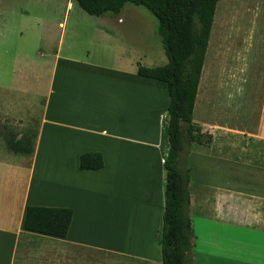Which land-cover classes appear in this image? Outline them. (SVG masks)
<instances>
[{"label": "crops", "instance_id": "1", "mask_svg": "<svg viewBox=\"0 0 264 264\" xmlns=\"http://www.w3.org/2000/svg\"><path fill=\"white\" fill-rule=\"evenodd\" d=\"M121 11L89 25L84 54L61 52L78 25L64 17L43 86H0L20 92L0 110V264H162L169 99L137 66L167 59L142 16ZM37 101L33 154L10 152ZM192 122L211 137L187 157L194 264H264V0L216 3ZM86 152L103 167L79 170ZM30 206L71 209L65 237L25 231Z\"/></svg>", "mask_w": 264, "mask_h": 264}, {"label": "trees", "instance_id": "2", "mask_svg": "<svg viewBox=\"0 0 264 264\" xmlns=\"http://www.w3.org/2000/svg\"><path fill=\"white\" fill-rule=\"evenodd\" d=\"M86 14L101 17L117 15L127 4L141 6L157 19L167 64L147 68L137 66L141 77L161 81L166 86L165 114L168 150L164 159V211L160 237L162 264H194L195 235L189 216V169L187 157L192 143L208 145L210 135L192 122V111L201 75L215 5L219 0H72ZM7 149L27 156L33 154V139L8 138ZM103 167L100 153L80 155L79 170ZM72 217L68 208L27 207L25 231L63 238Z\"/></svg>", "mask_w": 264, "mask_h": 264}, {"label": "rangeland", "instance_id": "3", "mask_svg": "<svg viewBox=\"0 0 264 264\" xmlns=\"http://www.w3.org/2000/svg\"><path fill=\"white\" fill-rule=\"evenodd\" d=\"M66 1L0 0V86L15 83L20 92H24L22 88L26 85L30 88L35 86L36 89L43 86L46 72L44 63L49 62L46 55L48 36L59 33V28L55 23L63 20L64 17L69 19V27L71 21L75 20H78V25L75 26V35H63L61 52L64 53L66 47H71L80 54L91 52L92 37L90 30L92 27L89 25L97 21L98 17L86 14L74 2H72L73 7L64 12ZM123 9L121 13L133 10L138 12L142 16L148 36L153 38L150 35L152 34L154 37H158V22L151 12L144 7L131 4L125 5ZM157 39L160 41L159 37ZM57 40L58 38H56L54 46L49 45L54 50L57 48ZM164 59L166 62L165 55ZM155 64L159 65V63ZM20 92H12L10 88L4 89V91L0 90V110L4 101L15 100ZM25 92L28 93L26 90ZM30 93L32 94L33 91L31 90ZM31 94L29 97H32ZM40 106L41 102L38 104L37 101L36 108L34 111H30L28 115V124L25 129L20 130V133L22 132L21 139L26 140L29 144L32 142L35 133ZM11 136L14 135L9 132L6 139L11 138Z\"/></svg>", "mask_w": 264, "mask_h": 264}, {"label": "built area", "instance_id": "4", "mask_svg": "<svg viewBox=\"0 0 264 264\" xmlns=\"http://www.w3.org/2000/svg\"><path fill=\"white\" fill-rule=\"evenodd\" d=\"M162 163H164V160L162 161Z\"/></svg>", "mask_w": 264, "mask_h": 264}]
</instances>
